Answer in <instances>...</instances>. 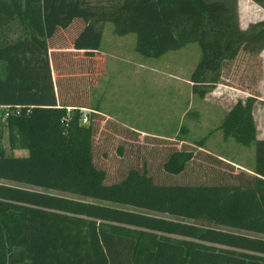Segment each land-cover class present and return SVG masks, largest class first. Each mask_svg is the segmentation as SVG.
Returning <instances> with one entry per match:
<instances>
[{"label":"trees","instance_id":"trees-1","mask_svg":"<svg viewBox=\"0 0 264 264\" xmlns=\"http://www.w3.org/2000/svg\"><path fill=\"white\" fill-rule=\"evenodd\" d=\"M105 22L114 35L132 34L143 57L195 43L187 82L198 98L222 83L241 52L264 43V20L240 28L235 0H0V128L9 150H26L12 156L0 145V180L38 188L0 182V264H264V238L244 233L264 235V139L255 135L254 93L236 100L217 126L222 139L253 146V164L236 182L154 183L143 167L105 181L93 161L96 109L79 123L81 105L57 101L46 61L73 23L68 46L93 55ZM204 137L191 143L200 147ZM190 158L189 150L171 149L160 168L177 174Z\"/></svg>","mask_w":264,"mask_h":264},{"label":"rangeland","instance_id":"rangeland-1","mask_svg":"<svg viewBox=\"0 0 264 264\" xmlns=\"http://www.w3.org/2000/svg\"><path fill=\"white\" fill-rule=\"evenodd\" d=\"M235 1L241 28L264 20V0ZM77 27L73 23L61 32L62 46L58 43L48 49V74L55 81L57 101L96 109V115L90 117L96 128L92 139L93 161L103 169L105 181H114L129 167L138 170L143 167L154 183L236 182L238 172L252 166L253 146L240 145L232 138L222 139L217 126L240 93L255 95L259 86L262 90L263 53L261 56L259 53L263 42L258 49L247 54L241 52L232 65L224 68L222 83L198 98L191 94L187 82L199 56L195 43L166 51L157 58L143 57L133 50L132 34L114 35L110 24L105 22L97 51L85 56L73 52L67 43ZM2 74L0 62V77ZM204 135L200 147L191 143ZM0 145L5 154H26L25 149L7 148L3 127ZM171 149L191 152V158L177 174L164 173L160 168ZM48 192L88 200L70 193ZM152 214L199 227L211 225L203 220ZM244 233L264 238L261 234Z\"/></svg>","mask_w":264,"mask_h":264},{"label":"crops","instance_id":"crops-1","mask_svg":"<svg viewBox=\"0 0 264 264\" xmlns=\"http://www.w3.org/2000/svg\"><path fill=\"white\" fill-rule=\"evenodd\" d=\"M262 53H263V62H262V72H263V76H262V90L259 89L260 88V86H259L258 89H257V93L255 94V100H254V102L252 104V109H251V114H252L253 121H254V125H255V135L259 139H264V46H263V49H262L261 53H259L260 56L262 55ZM245 97L246 96H244L242 93H240L237 96V99L234 100V102L236 100H238V99L239 100H244ZM232 104L228 107V109L232 106ZM69 106L70 105L66 106V108H70ZM79 110L81 112H84V111H88L90 109L87 110L84 107H79Z\"/></svg>","mask_w":264,"mask_h":264},{"label":"built area","instance_id":"built-area-1","mask_svg":"<svg viewBox=\"0 0 264 264\" xmlns=\"http://www.w3.org/2000/svg\"><path fill=\"white\" fill-rule=\"evenodd\" d=\"M16 107V106H14ZM3 116H5V112L3 113ZM86 121V116L84 112H81L80 116H79V123L83 124Z\"/></svg>","mask_w":264,"mask_h":264}]
</instances>
